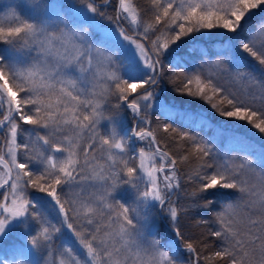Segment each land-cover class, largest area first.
Returning <instances> with one entry per match:
<instances>
[{"label":"snow or ice","instance_id":"obj_1","mask_svg":"<svg viewBox=\"0 0 264 264\" xmlns=\"http://www.w3.org/2000/svg\"><path fill=\"white\" fill-rule=\"evenodd\" d=\"M261 6L117 0L115 17H105L96 0H19L7 12L0 4V241L15 232L25 241L0 264H264V145L238 138L233 151L243 155H221L152 119L164 59L193 34L241 37ZM104 18L115 26L97 38ZM117 47L122 60L109 51ZM230 50V61L210 64L215 71L174 72L183 77L174 90L264 140V27ZM188 188L193 205L212 211L214 247L179 226L191 205L172 197ZM224 190L219 203L207 198Z\"/></svg>","mask_w":264,"mask_h":264},{"label":"trees","instance_id":"obj_2","mask_svg":"<svg viewBox=\"0 0 264 264\" xmlns=\"http://www.w3.org/2000/svg\"><path fill=\"white\" fill-rule=\"evenodd\" d=\"M108 0H96V2L103 3ZM139 6H146L149 0H136ZM99 7V6H98ZM105 11H110L113 16L116 15L117 0H110L105 7H100ZM145 19L150 20L151 14L149 13ZM246 23L242 22L244 33L259 26L261 21H264V6L254 9L251 15L245 18ZM195 38L186 39L183 44L171 55L164 59L165 76L160 81L157 91V103L154 104L152 110V119L155 124L168 123L174 127L189 131L198 137L208 140L211 143H218L219 153L221 155L230 154L235 157L238 154L233 151L237 147L238 138H247L249 144L255 147L257 150L263 144H261L255 136L251 133L252 129L246 123L240 121L225 120L212 111L206 102L197 98H193L188 95H181L175 88L181 86L180 80L173 76L174 72L191 73L200 70L202 67H209L210 64L216 60L230 61L232 52L230 45L236 42L241 37H231L230 34L225 33L223 30H213L211 34L204 32L203 34H193ZM154 38V37H150ZM207 62V63H206ZM241 63H243L241 61ZM225 66L231 67L229 63H225ZM240 71H246L245 68L239 69ZM195 90V89H194ZM115 101L113 100V103ZM163 106V110L160 106ZM3 133L0 132V137ZM166 134L158 133V139H161L164 143ZM166 150L173 151V145L169 144ZM182 169L184 166H181ZM178 192L172 197L175 201L179 197V202L184 205H191L187 214L182 215L179 221V226L188 235H195L197 239L205 238L211 247H214L213 240L210 236L211 231L217 230L212 218V211H206L198 209L192 204L190 199L186 198V191ZM231 190H224V192L210 191L208 199L216 200L218 203L228 194ZM218 203L213 207V211L218 209ZM208 220V223L197 225L198 220ZM162 228L165 231L164 235H168L166 227L162 224ZM210 247V250H211ZM199 251V249H198ZM206 255L207 253H203Z\"/></svg>","mask_w":264,"mask_h":264},{"label":"rangeland","instance_id":"obj_3","mask_svg":"<svg viewBox=\"0 0 264 264\" xmlns=\"http://www.w3.org/2000/svg\"><path fill=\"white\" fill-rule=\"evenodd\" d=\"M28 2L32 3L33 0H28ZM62 2L65 4L75 3L78 6H81V0H62ZM16 3H19V0H0V4H2L4 6H8V7H5L3 9V12L9 11V7H14ZM100 10L105 13V17H109V16L114 17L113 13H111L110 11L108 12V11H105L104 9H100ZM73 11H75V10H73ZM2 14L3 13H0V15H2ZM89 15H91V13H89ZM119 24L121 27H123L126 30L128 35H130V36L135 35L132 26H130L126 21L121 20V21H119ZM114 26H115L114 20L110 21L107 18L101 19L100 20V29L95 30V37H97V38L102 37L105 31L109 30L111 27H114ZM259 27H264V24H260ZM89 31L92 32L93 29H89ZM109 51H111L114 56H120L121 60H122L120 48L117 47L115 49H109ZM120 62H121L120 60L117 61V63H120ZM123 66L124 65L121 64V67H123ZM225 67H229V66H225ZM205 68H208L211 71H215L214 68H210V67H205ZM218 75H219V73H218ZM237 87H239V85H237ZM158 94H159V91H157V96H158ZM127 120L130 122V120H131L130 116H127ZM252 131L253 132H251V133L255 136V138L261 144L264 145V140H262L261 137L258 134H256L255 130L252 129ZM212 144L215 146L216 150L219 151L218 143H212ZM138 146H142V145H138ZM6 190L7 189H0V193L5 192ZM161 229H162L163 234H165V231L162 228V224H161ZM20 231H24V229H21ZM24 243H25V241L19 232L12 233L7 238H5L3 241H0V255H4V254L11 255L16 248L20 247ZM60 244H61V241L57 240L55 242L54 246L58 247Z\"/></svg>","mask_w":264,"mask_h":264}]
</instances>
